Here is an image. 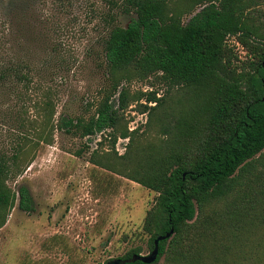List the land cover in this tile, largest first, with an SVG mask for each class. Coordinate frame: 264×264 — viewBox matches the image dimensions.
Returning <instances> with one entry per match:
<instances>
[{
	"label": "trees",
	"instance_id": "1",
	"mask_svg": "<svg viewBox=\"0 0 264 264\" xmlns=\"http://www.w3.org/2000/svg\"><path fill=\"white\" fill-rule=\"evenodd\" d=\"M45 2L0 0V124L13 137L9 146L0 145V227L16 200L6 184L11 171H23L33 148L50 141L55 107L47 76L66 66L65 50L53 35L52 6L64 10L66 0ZM110 4L134 17L121 26L113 23L112 10L105 14L103 50L111 88L87 120L69 119L70 128L82 137L109 128L114 148L131 100L122 81L153 77L170 89L191 90L178 99L177 118L163 125L162 136L144 141L137 128L129 131L126 125L119 133L129 140L118 170L155 192L142 221L147 246L152 249L154 239L173 228L172 236L159 242L156 261L163 255L170 264H264V0ZM228 36L237 37L252 58L234 64ZM39 52L43 59L36 63ZM115 94L117 107L110 102ZM142 96L141 112L159 111L164 98L156 90L132 100ZM18 193L20 207L28 209L26 189ZM133 254L138 249L119 258L144 264Z\"/></svg>",
	"mask_w": 264,
	"mask_h": 264
},
{
	"label": "rangeland",
	"instance_id": "2",
	"mask_svg": "<svg viewBox=\"0 0 264 264\" xmlns=\"http://www.w3.org/2000/svg\"><path fill=\"white\" fill-rule=\"evenodd\" d=\"M45 1L51 4V0ZM48 5L44 6L50 11ZM52 6L57 11L53 35L65 50L66 66L47 76L55 107L50 141H40L23 171H11L6 181L16 200L0 227V264H104L132 249L148 254L149 236L142 231V221L155 192L118 170L129 140L119 133L126 125L129 131L137 128V136L144 141L162 136L163 125L169 126L177 118L178 99L191 90L170 89L153 77L122 81L120 87L127 88L131 100L122 111L114 148L109 128L80 136L68 120H87L111 88L103 50L108 24L103 18L112 10L113 23L126 26L134 15L112 7L110 0H66L64 10ZM190 16L185 13L182 21L186 23ZM226 43L234 64L240 66L252 58L237 37L228 36ZM42 59L39 52L36 63ZM151 90L164 100L159 111H151L149 116V109L141 112L145 96L132 99ZM110 102L117 107V94ZM29 112L42 113L34 108ZM5 125L0 124V145L7 147L13 137L6 134ZM21 187L26 189L28 209L19 205ZM152 264L170 263L162 255Z\"/></svg>",
	"mask_w": 264,
	"mask_h": 264
},
{
	"label": "water",
	"instance_id": "3",
	"mask_svg": "<svg viewBox=\"0 0 264 264\" xmlns=\"http://www.w3.org/2000/svg\"><path fill=\"white\" fill-rule=\"evenodd\" d=\"M262 66L264 67V62L262 63ZM174 230L171 228L165 235L158 236L156 239H154L153 248L148 254L142 255V254H133L132 259L133 260H139L143 262L144 264H152L156 261L158 253H159V242L164 239H169ZM128 260H122L121 258H112L106 261L105 264H124Z\"/></svg>",
	"mask_w": 264,
	"mask_h": 264
}]
</instances>
